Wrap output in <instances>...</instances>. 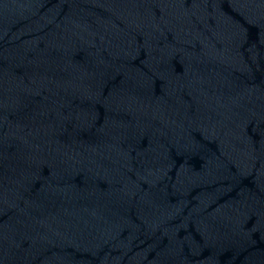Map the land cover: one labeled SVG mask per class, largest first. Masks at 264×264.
<instances>
[{"label":"water","instance_id":"obj_1","mask_svg":"<svg viewBox=\"0 0 264 264\" xmlns=\"http://www.w3.org/2000/svg\"><path fill=\"white\" fill-rule=\"evenodd\" d=\"M0 264H264V0H0Z\"/></svg>","mask_w":264,"mask_h":264}]
</instances>
